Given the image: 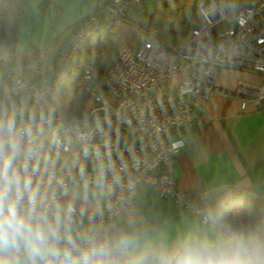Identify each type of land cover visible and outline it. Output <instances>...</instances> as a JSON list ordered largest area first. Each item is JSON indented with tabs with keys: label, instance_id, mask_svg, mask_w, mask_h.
Segmentation results:
<instances>
[{
	"label": "built area",
	"instance_id": "1",
	"mask_svg": "<svg viewBox=\"0 0 264 264\" xmlns=\"http://www.w3.org/2000/svg\"><path fill=\"white\" fill-rule=\"evenodd\" d=\"M141 2L100 0L105 13L86 10L64 42L54 46L49 39L10 64L7 75L0 79V92L18 89V103L38 114L51 112L53 123L64 117L66 127L77 124L102 129L103 135L97 134L93 144L101 153L107 152L114 168L90 223L104 226L123 211L139 186L150 185L162 198L208 224L209 216L215 214L196 194L177 185L175 156L185 141L170 134L201 119L206 102L221 91L215 84L220 67L252 69L264 76V0H200V22L178 45L159 41L142 22L130 17V10ZM122 21L138 27L142 42L137 48H117L103 80L94 78L97 52L93 50L82 73L87 114L79 119L66 116L59 110L58 100L85 42L96 31L112 32ZM53 47L57 52L51 58ZM235 93L241 111L249 102L255 109L264 106V81L258 86L239 83ZM242 94L251 99L241 98ZM130 135L137 136L140 144ZM86 163L91 173V159ZM259 198L264 201V196ZM257 225H264V213Z\"/></svg>",
	"mask_w": 264,
	"mask_h": 264
},
{
	"label": "clouds",
	"instance_id": "2",
	"mask_svg": "<svg viewBox=\"0 0 264 264\" xmlns=\"http://www.w3.org/2000/svg\"><path fill=\"white\" fill-rule=\"evenodd\" d=\"M18 95L0 92V264H264V225L239 217L155 240L133 219L85 225L77 198L104 193L114 168L93 144L102 129L53 123Z\"/></svg>",
	"mask_w": 264,
	"mask_h": 264
},
{
	"label": "crops",
	"instance_id": "3",
	"mask_svg": "<svg viewBox=\"0 0 264 264\" xmlns=\"http://www.w3.org/2000/svg\"><path fill=\"white\" fill-rule=\"evenodd\" d=\"M172 0H142L129 15L138 22L156 13ZM54 6V13L51 6ZM93 8L105 13L100 0H26L15 31L9 40L0 41V79L9 65L21 61L33 48L52 39L54 46L64 42L73 32L75 22ZM117 46L137 48L143 40L140 30L122 21L112 32H104ZM109 33V34H108ZM57 52L53 47L50 57ZM264 76L252 69L222 66L215 84L221 89L204 105L201 119L185 129H173V139L183 138L184 147L175 156L174 174L177 185L196 194L199 201L215 215L226 218L248 216L251 205L264 196V106L255 109L249 102L240 110V97L235 93L239 83L258 86ZM241 98L251 99L248 94ZM101 195L90 193L77 198L76 207L85 225L96 214ZM135 220L146 239L161 235L174 238L178 231L205 228L199 215L185 212L169 199L162 198L150 185L139 186L123 211L104 226L120 225Z\"/></svg>",
	"mask_w": 264,
	"mask_h": 264
},
{
	"label": "trees",
	"instance_id": "4",
	"mask_svg": "<svg viewBox=\"0 0 264 264\" xmlns=\"http://www.w3.org/2000/svg\"><path fill=\"white\" fill-rule=\"evenodd\" d=\"M200 0H172L162 6L156 13L146 16L143 26L163 43L181 44L192 33L200 22L197 4ZM26 0H0V41H7L17 31V25ZM97 52L94 63V78L103 80L106 68L117 50L116 44L108 38L104 31H96L85 42L72 70L68 74L58 100L59 110L66 116L82 118L87 114L85 104L88 94L82 85V73L89 63L91 52ZM130 138L140 144L139 138ZM260 204L251 205L244 222L256 226L262 213L264 201L256 199Z\"/></svg>",
	"mask_w": 264,
	"mask_h": 264
},
{
	"label": "rangeland",
	"instance_id": "5",
	"mask_svg": "<svg viewBox=\"0 0 264 264\" xmlns=\"http://www.w3.org/2000/svg\"><path fill=\"white\" fill-rule=\"evenodd\" d=\"M75 24H76V22H75ZM75 27V26H74ZM109 34V33H108ZM0 68H1V63H0Z\"/></svg>",
	"mask_w": 264,
	"mask_h": 264
}]
</instances>
